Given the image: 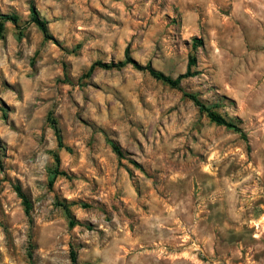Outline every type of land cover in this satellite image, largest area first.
Instances as JSON below:
<instances>
[{"label":"rangeland","instance_id":"374dc122","mask_svg":"<svg viewBox=\"0 0 264 264\" xmlns=\"http://www.w3.org/2000/svg\"><path fill=\"white\" fill-rule=\"evenodd\" d=\"M0 21V264H264V0H0Z\"/></svg>","mask_w":264,"mask_h":264},{"label":"trees","instance_id":"16d2710c","mask_svg":"<svg viewBox=\"0 0 264 264\" xmlns=\"http://www.w3.org/2000/svg\"><path fill=\"white\" fill-rule=\"evenodd\" d=\"M31 21L36 25V27L42 32L45 33L46 31V27L45 24L42 20H40L39 18H37L36 13L34 12V10H31ZM3 18L12 21L13 23L15 22V16H3ZM0 30H1V21H0ZM127 62L132 63L133 66L135 67H139L138 64L132 60L131 58H128ZM95 65H99V66H105V64H102L100 62H96ZM94 67V64H91L89 66L88 72L91 71V69ZM145 69L148 71V73L155 79H158L170 86H177L180 79L183 77H186L187 75H189L188 73V65H187V69L185 72L178 74L177 76H175L174 78H171L168 75H165L155 69H153L152 67H150L149 65L145 66ZM189 98L198 106V108L200 110L205 111L207 117L209 118V120H211L212 122H214L215 124H220V125H224L226 127L232 128L234 131H237L240 133L241 137H243L245 139L244 134H242L241 130L235 126L234 124H232L231 122L225 120L224 118H222L218 113L211 111L207 108H204L203 104L194 96V95H188ZM55 134L58 138V134L55 130ZM60 145V144H59ZM112 149L115 153L120 154L117 146H115L114 144L112 145ZM19 196L22 199V204H23V209H24V213L25 215L28 217L29 216V203L26 200V198L19 193ZM73 224L72 220L68 221V225L71 226ZM69 260H70V264H75V253L72 249L69 250Z\"/></svg>","mask_w":264,"mask_h":264}]
</instances>
